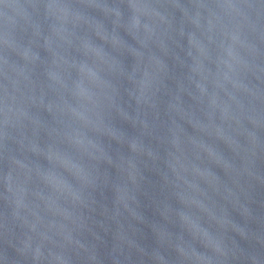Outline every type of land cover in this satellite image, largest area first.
Returning a JSON list of instances; mask_svg holds the SVG:
<instances>
[{
    "label": "water",
    "instance_id": "1",
    "mask_svg": "<svg viewBox=\"0 0 264 264\" xmlns=\"http://www.w3.org/2000/svg\"><path fill=\"white\" fill-rule=\"evenodd\" d=\"M0 264H264V0H0Z\"/></svg>",
    "mask_w": 264,
    "mask_h": 264
}]
</instances>
